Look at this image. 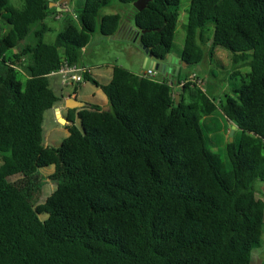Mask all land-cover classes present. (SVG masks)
Here are the masks:
<instances>
[{
  "label": "trees",
  "instance_id": "trees-1",
  "mask_svg": "<svg viewBox=\"0 0 264 264\" xmlns=\"http://www.w3.org/2000/svg\"><path fill=\"white\" fill-rule=\"evenodd\" d=\"M53 1L0 0V264H252L264 226L254 188L264 182V0H191L188 8L182 64L230 50L234 95L218 103L197 85L175 90L182 71L156 80L116 64L102 84L87 69L85 81L102 87L110 109H70L58 146L46 144L43 127L60 101L51 75L82 63L112 0H85L80 25L68 23L48 43ZM180 4L134 6L139 40L159 56L174 53ZM120 23L118 13L103 14L100 32L115 35ZM218 109L237 126L230 168L204 136L202 119ZM52 165L46 179L56 189L41 203L40 170Z\"/></svg>",
  "mask_w": 264,
  "mask_h": 264
},
{
  "label": "rangeland",
  "instance_id": "rangeland-1",
  "mask_svg": "<svg viewBox=\"0 0 264 264\" xmlns=\"http://www.w3.org/2000/svg\"><path fill=\"white\" fill-rule=\"evenodd\" d=\"M10 1L16 7H22L24 4V0ZM190 2L191 0H181L180 4V19L177 24L173 50V52L177 55H180L185 44V26L188 21V8L190 6ZM84 3L85 0H70L68 3H66V5L63 6L66 8L65 10H60L58 6H51L50 13L46 18V23L49 27V30L44 34L43 40L48 43H53L57 34L61 32L68 23L71 22L75 23L76 25H80L78 15L82 11ZM55 11H57L58 14H56ZM109 13H118L121 16V23L119 30L115 35L105 36L100 32L99 29L100 17L103 14ZM133 14L134 6L130 3L121 2L120 0H112L108 6L101 9L96 20V32L93 34L91 41L88 44V52L84 54V58L88 63L102 64L107 62H116L119 65L126 66V68L132 70L135 73H138L142 69H146L145 67H140L138 61L135 63L131 62V57L134 56V53H137L136 59H138V52L144 51V49L139 45V38L136 39L137 30H135V19ZM4 26L5 25L2 24V21L0 20V37L5 34V30L3 29ZM212 33L213 25H210L206 29L205 35L210 36ZM29 37L30 41L34 38L32 34ZM28 39L29 38H27V40ZM27 40L23 41L21 46L26 44ZM206 50L208 51V47ZM16 51H18L17 47L9 50L8 55H11ZM213 53L214 58H211L210 54L208 53L207 56L199 63L190 66L182 64L181 77L185 78L191 72L198 73L199 77L203 80V84L200 86L201 89H203L211 98H214L216 102L219 103L221 98L225 99V95H234L233 89L236 82L235 79L230 78V75L231 72L236 69V64L233 62L231 51L224 47H216L213 50ZM218 57L222 59V63L218 62ZM242 62L243 61H240L238 64ZM246 70H249V67H241L242 73H245ZM151 77L159 80L163 78V74L158 72ZM237 77L241 78V75ZM174 89L178 90V87L175 86ZM184 97L187 102L190 101L186 92H184ZM50 115V111L45 112L46 118L43 124L44 134H48L50 126L54 125V120H52ZM202 125L208 149L212 153L218 154L224 161L226 167L230 168L231 164L227 152V145L233 141L231 140V137L233 138L234 134H238V131L234 130L233 134L231 135L233 129H230L228 119L220 109H218L213 114L204 117L202 119ZM59 140L62 142L63 137H60ZM52 167L54 166H48L40 170L41 175L45 177V179L51 172H53L50 170L54 169ZM254 188L256 192V198L264 201V182L256 181ZM55 189L56 185L46 179L41 203H44ZM44 218L46 217L42 216V219ZM252 264H264V226L261 238V247L254 249L252 252Z\"/></svg>",
  "mask_w": 264,
  "mask_h": 264
},
{
  "label": "crops",
  "instance_id": "crops-1",
  "mask_svg": "<svg viewBox=\"0 0 264 264\" xmlns=\"http://www.w3.org/2000/svg\"><path fill=\"white\" fill-rule=\"evenodd\" d=\"M133 17H134V14H133ZM135 30H138L136 24H135ZM138 38H139V32L137 31V38L136 39H138ZM135 48H137V47H135ZM88 50L89 49H88V45H87L84 48V54H86L88 52ZM172 54H174L177 58H179V56L176 53H172ZM133 55L134 56L131 57V62L135 63L138 61L140 67H145V57H146L145 51L138 52V59H136L137 53H134ZM81 64H83V67H86V69H88V72L92 77H94L100 83L106 84L111 80L112 75H113L114 66L117 63L116 62H107V63H102V64H90L85 60L84 55H83V60H82ZM178 65L180 66V70H179V72H180V71H182L181 59H180ZM124 67H126V66H124ZM145 70L146 69H142L138 73H141L142 71H145ZM157 73H158V71H156L155 74H157ZM165 77H168V76L163 74V78L159 79V80H163V79H165ZM175 83H176V81H175ZM51 84L54 87V89L56 90L57 94L60 95V101L53 108L47 110V111L51 112L50 117L52 118V120H54V125L50 126L49 133L45 134V142L47 145L58 146L61 144V141L59 140V138L63 137V139H64L70 133L68 128L66 127V124H69L70 122L69 123H62L59 120V114L61 115V117L68 120L67 117L70 113V109H74V108H70L68 106V104H74V102L71 101V99H69L70 97H74V98H77L79 100H82V101L86 102V105L87 104H97V105H100L102 108L109 106V105H108V98H107L106 94L104 93L102 87L94 84L92 81H85L82 84L78 85V87L74 90L71 86H64L61 83L59 75L55 74V75H51ZM80 108L81 107L76 108V109H80ZM76 122L78 123V119ZM228 122L230 124V129H232L233 125H235V124L229 119H228ZM236 129H237V126H236ZM52 143H54V144H52ZM52 168H54V167H52ZM50 170L54 171V169H50Z\"/></svg>",
  "mask_w": 264,
  "mask_h": 264
},
{
  "label": "water",
  "instance_id": "water-1",
  "mask_svg": "<svg viewBox=\"0 0 264 264\" xmlns=\"http://www.w3.org/2000/svg\"><path fill=\"white\" fill-rule=\"evenodd\" d=\"M70 0H58V1H53L50 3V6H58L60 10H65L66 8L63 7V4L68 3ZM149 0H137L134 2V6L138 10H143L144 8L147 7ZM144 32V31H143ZM140 35V32H139ZM145 51L146 57H145V68H152L160 73L165 74L168 77H172L174 75L179 74L180 66L178 65L180 59L177 58L174 54L172 53H167L165 56H159L155 54L152 50L151 47H147L143 44L142 41H140L139 44ZM175 65V66H174ZM180 95H176V101H179ZM71 101L74 102V104H68L70 108H79V107H84L86 105V102L79 100L74 97H70ZM104 110H109L110 106L103 107ZM59 120L62 123H69L70 121L61 117L59 114ZM232 132L231 135L233 134L234 130L236 129V125H233L232 127ZM231 140L233 138L231 137Z\"/></svg>",
  "mask_w": 264,
  "mask_h": 264
},
{
  "label": "built area",
  "instance_id": "built-area-1",
  "mask_svg": "<svg viewBox=\"0 0 264 264\" xmlns=\"http://www.w3.org/2000/svg\"><path fill=\"white\" fill-rule=\"evenodd\" d=\"M86 67H83L78 64H69L65 63L57 71H54V74L61 75V83L64 86H71L75 90L77 83L85 81V71ZM156 71L152 68H147L145 71H142L140 74L143 76L151 77L155 75ZM152 78V77H151ZM172 83L171 81L169 82ZM187 84L197 85L200 87L203 84V80L199 77L198 73L191 72L187 77L183 78L180 82H176L175 86L178 88L183 87ZM201 88V87H200Z\"/></svg>",
  "mask_w": 264,
  "mask_h": 264
},
{
  "label": "clouds",
  "instance_id": "clouds-1",
  "mask_svg": "<svg viewBox=\"0 0 264 264\" xmlns=\"http://www.w3.org/2000/svg\"><path fill=\"white\" fill-rule=\"evenodd\" d=\"M156 71V70H155Z\"/></svg>",
  "mask_w": 264,
  "mask_h": 264
}]
</instances>
